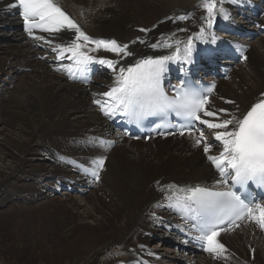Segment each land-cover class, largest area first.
<instances>
[{"label":"bare ground","instance_id":"bare-ground-1","mask_svg":"<svg viewBox=\"0 0 264 264\" xmlns=\"http://www.w3.org/2000/svg\"><path fill=\"white\" fill-rule=\"evenodd\" d=\"M58 1L71 14L80 31L103 41L110 38L119 45H128L127 53L131 55L106 51L104 46L87 40V48L97 59L117 63L113 67L105 64L107 73L96 76L88 86L69 82L66 75L51 69L45 58L48 51L36 50L29 42L24 48L20 46L18 36L24 34L17 28L18 17L0 11V36L8 39L6 46L0 44V86L4 90L0 92V216L31 207L30 204L38 200L47 205L63 188L69 190L65 195L73 190L90 192L88 187L93 182L87 175L92 171L87 172L77 160L94 170L95 162L106 157L103 169L99 170L100 179L94 182L96 187L88 195L85 207L73 197L60 199L74 213L61 228V234L77 248L73 246L68 255L57 254L38 264H97L99 254L116 244L124 246L127 257L123 261L126 262L116 259L109 264H140L149 257L163 264L162 256L150 252L146 246L150 237L157 236L152 227L171 229L180 221L176 215L178 210L176 214H167L164 208L169 202L171 187L211 186L220 179L208 159L209 155L218 156L223 151L222 143L214 138L218 130L204 125L203 135L211 145L210 153L203 151L204 141L200 145L194 142L200 138L195 132L196 137L189 133L176 135L169 141L168 150L160 155L163 139L169 136L151 137L148 142L113 131L104 111L99 110V97L107 98L104 93L118 81L121 68L127 69L145 56L169 54L184 42L207 39L210 31L205 21L209 17L205 0L201 3L198 0ZM10 2L0 0V9ZM227 4L231 1L227 0ZM218 17L213 13L211 19ZM260 27H264V15ZM69 31L61 27L53 31L57 37L55 46H60V40L69 39ZM169 42L177 45L171 49L158 48ZM61 45L63 51L70 46L66 42ZM9 59L12 66L16 62L30 72L22 78L14 76L5 68ZM244 65L251 71L249 77L220 79L206 106L217 116L203 115L202 119L212 122L234 119L235 122L251 105L264 98V39H260L257 49L250 47ZM15 79H20L19 84ZM221 109L226 111L221 112ZM225 231L223 240L239 257L223 249L216 259L201 255L195 264H264V235L256 225L244 223ZM27 236L30 255L43 259L45 255L38 251L42 247L40 238L34 233ZM132 236L135 242L128 248L126 242ZM172 241L177 247L176 238ZM164 250L174 252L171 248ZM220 255L226 258L220 260ZM178 258L170 256L168 261L177 264ZM186 262L194 264V259L188 257Z\"/></svg>","mask_w":264,"mask_h":264},{"label":"snow or ice","instance_id":"snow-or-ice-1","mask_svg":"<svg viewBox=\"0 0 264 264\" xmlns=\"http://www.w3.org/2000/svg\"><path fill=\"white\" fill-rule=\"evenodd\" d=\"M14 6L22 9L26 24L38 20L39 23H32V26L43 27L46 31L60 27L76 29L79 33L76 37L77 40L81 37L85 41L89 40V37L80 31L75 21L53 3V0H16ZM204 7L209 14V17L205 18L207 28L211 29L215 0H205ZM183 18L181 17V19ZM225 18H227L226 15ZM28 31L31 35V27ZM204 31L205 29L202 27L201 33ZM208 42L215 43V38ZM94 43L98 46L102 45L112 52L131 55V53H127L128 45H119L115 40H99ZM190 45L191 41H189ZM80 47L81 45L74 44L68 51L79 57L77 63L83 69L93 58L79 52ZM152 47H157V45H152ZM188 51L190 53V47ZM62 53L63 49H61ZM170 59L172 58L169 56L149 57L127 69L121 68L117 86L104 93L112 100V103L102 110L105 115H114L116 111L125 112L137 123L149 115L166 116L175 112L179 117L200 121L208 129L218 130L215 132L214 138L215 141L222 143L223 151L218 156L209 155L208 159L219 170L221 178L217 184L228 185L230 176L231 185L223 191L207 188L191 190V199L202 210V222L192 225L200 233L196 238L206 242L208 252L218 255L220 250L224 249V245L218 242L217 237L224 229L215 221H220L222 224L227 219V223L231 226L246 212L249 217L255 219L264 228V204H247L241 195L232 190L237 185L244 188L250 181L264 185V99L255 104L243 119L235 120V122L234 119H224L220 122L202 119V113L207 117L217 116L216 112L207 109L209 99L206 94L195 88H181L178 89L177 96L173 98L163 90L162 76ZM99 63L113 67L117 62L102 59ZM220 111L226 110L221 109ZM229 126H232L231 129ZM202 141H204L203 151L210 153L211 145L206 142L201 131L196 144L200 145ZM106 159V157H101L95 162L97 167L92 174L96 180L100 179L99 170L103 169ZM257 212L258 215H255Z\"/></svg>","mask_w":264,"mask_h":264},{"label":"rangeland","instance_id":"rangeland-1","mask_svg":"<svg viewBox=\"0 0 264 264\" xmlns=\"http://www.w3.org/2000/svg\"><path fill=\"white\" fill-rule=\"evenodd\" d=\"M216 14H218V12H216ZM0 35H2V31H0ZM21 36H18L19 41L21 42L20 46L24 48V46L27 45L28 41L24 39L23 36L22 37ZM260 39H264V36L258 38L257 40L255 39L251 43L250 47H252L253 49L254 48L257 49V46H259ZM7 42H8V39L6 36L5 37L0 36V44L6 46ZM10 60L11 59H9V61L7 62L5 68L6 69L8 68L7 69L8 71L14 73L13 74L14 76L20 77L21 75V78H22L24 74H28L30 72V69L22 68V65L16 62L12 66ZM250 74H251V71L248 68H246V66L244 65V59H243L241 63H238L236 65V67L230 73V76L241 78L240 76L249 77L248 75ZM225 80L229 81V79H225ZM14 82L18 83L20 82V79H15ZM1 85H4V82H2ZM1 91H4L3 86H0V92ZM189 134L193 136L195 133H189ZM174 137L175 136H170V138L163 139L164 143L162 142L163 145H161L163 147V150L159 151L160 155L164 154L168 150L167 149L168 143L172 138L174 139ZM194 137H196V134L194 135ZM181 138L183 139V137ZM146 140L148 141V139ZM196 141L197 140H194L195 143ZM195 143H193L192 146H194ZM92 182H93V184L91 185L92 188H90V192L88 193L87 192L85 193L80 190L79 191L73 190L71 194H69L70 195L69 196V195L64 194V192H69V190L66 191L67 188L66 189L63 188L60 190L61 192H58L56 194L55 196L56 198H54V196L51 197L53 202L47 203V205L46 203L44 205L40 203L43 200L42 201L38 200L30 204V206L32 205L33 207L32 206L28 207L29 209L23 208L22 210V208H19L15 213L13 212L6 213L5 215L6 219H4L5 217L0 216V261L2 262L0 264H38L40 261L45 262L47 257L53 258L57 254L60 255L63 253H65V255H68L76 246L71 245V243L69 242V239L63 238L60 230L66 223H68L72 219L74 213L72 212L71 208H67L64 205L63 201H61L60 199L62 198L65 199L66 196H68L71 199L74 198L73 200H77V201L79 200L80 203H82L81 205L85 207V204L87 203V198L89 197L88 195H90L91 191H94L96 187V184L94 183L95 182L94 179H92ZM58 207H61V208H58ZM31 208L34 209V211ZM47 208L49 211L46 210ZM36 209H38L39 211ZM27 210H28V213H27ZM55 210H56V213H53L55 212ZM30 211L33 213L36 211L37 213L35 212L36 214L35 213L33 214ZM63 213H65L66 215ZM19 221H22V222H19ZM152 228L157 233V236L150 237L146 246L150 252L160 254L162 256L161 260L163 264H172V263H169L168 258L174 255L176 257H179L177 262L175 261L177 264H191L190 262H186L188 260V257L193 258L194 264H195L196 261L200 260V256L205 254L204 251L202 253L201 252L194 253L191 251H186L187 253L182 252L184 250L180 248L177 249L175 242L172 241L173 239H175V238H172V236H174L172 232L171 233L167 232L165 230L167 228L165 227L157 228L153 226ZM225 232L226 231H223L222 235ZM31 233L36 234V236H38L41 240L42 247L38 248V251H41L43 255H45L43 256V259H37L33 257L32 255H30L31 250H30L29 243L27 242L28 240L27 234L31 236ZM85 233H87V235L91 234L90 231H85ZM92 235L94 236V234ZM134 242H135V238L132 236L127 240L126 246L129 248L130 246L134 244ZM167 248H171L172 250H174V252H170V251L166 252L164 249H167ZM47 250L49 252H47ZM125 257H127V254H126V251L124 250V246L116 244V245H113L105 249L99 254V256L97 257L98 258L97 264H109L113 260H116V259H122L123 261L125 260Z\"/></svg>","mask_w":264,"mask_h":264}]
</instances>
